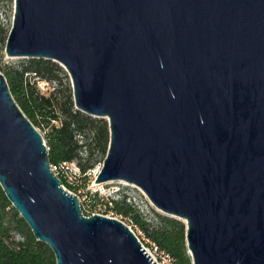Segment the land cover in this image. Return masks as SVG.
Segmentation results:
<instances>
[{"label":"water","instance_id":"water-1","mask_svg":"<svg viewBox=\"0 0 264 264\" xmlns=\"http://www.w3.org/2000/svg\"><path fill=\"white\" fill-rule=\"evenodd\" d=\"M5 53L66 68L76 108L109 121L95 183L183 220L193 264H264V0H15ZM0 185L56 264H156L83 214L1 72Z\"/></svg>","mask_w":264,"mask_h":264},{"label":"trees","instance_id":"trees-1","mask_svg":"<svg viewBox=\"0 0 264 264\" xmlns=\"http://www.w3.org/2000/svg\"><path fill=\"white\" fill-rule=\"evenodd\" d=\"M7 1L10 4L15 2V0ZM10 30L11 26H5L0 20V59L5 55ZM62 71V67L52 60L32 58L25 64L6 66L4 76L15 101L26 117L36 127H49L44 139L48 146L50 163L60 164L77 160L82 173H86L93 166L91 159L95 148L103 162L107 156L110 143L109 121L76 109L72 98L64 102L59 112L53 109L56 92H51L48 96L41 94L36 84L40 79H58ZM55 119L60 120V125L52 123ZM80 137L85 139L82 140ZM84 147L86 151H83ZM82 153L88 156L87 162L83 164L81 162ZM85 185L81 179L74 185H68V189L79 193ZM131 191H133L132 188L124 187L106 201L97 192L93 193L92 197L95 200L93 206L104 205L110 211L114 210L122 215L133 216L145 230L146 235L172 257L171 264H193L187 245L186 223L177 217L160 213L156 214V219L145 220L139 210L128 201ZM81 208L86 216L109 214L101 211L86 213L82 206ZM0 264H56L53 250L45 242L37 240L26 221L7 198L1 185Z\"/></svg>","mask_w":264,"mask_h":264},{"label":"rangeland","instance_id":"rangeland-1","mask_svg":"<svg viewBox=\"0 0 264 264\" xmlns=\"http://www.w3.org/2000/svg\"><path fill=\"white\" fill-rule=\"evenodd\" d=\"M13 14H14V2L13 4H10L7 0H3L0 2V20L4 23L5 26H12L13 21ZM5 53V51H4ZM29 58H12L8 57L5 53L4 57L0 59V72L4 74V68L9 65H21L25 64L26 61H28ZM59 66L62 67L63 71L59 75V78L53 79V80H38L37 81V89L41 94L49 95L51 92H56V96L53 99V109L57 112L61 110V106L64 104L65 101H68L72 98L73 103L75 105L74 101V95H73V87L71 82V77L66 70V68L57 61H54ZM76 108V106H75ZM77 109V108H76ZM55 125H60V120L55 119L52 121ZM40 132L45 136L46 133L49 131L48 126H40L37 127ZM80 139L84 140L80 137ZM88 146V145H87ZM94 155L91 159V163H93V166L87 170L86 173H82L81 179H83L84 183L86 184L84 188L80 189L81 192L79 193V199L81 206L84 208L86 213L94 212V211H101L103 213H109L108 215L110 217H121L123 221H125L128 224H131L136 226L138 229L142 230L145 233V230L142 229L140 224H138L134 217L131 215H122L117 213L114 210H109L104 205H96L93 206L95 203L94 198L92 197L93 193H98L100 197L105 199V201L111 197L117 194L118 190V183L115 181L96 184L95 178L97 176L96 172L98 171L99 167L103 165V160L100 159V154L98 150L95 148L93 150ZM83 158L81 159L82 164L87 162V155L81 154ZM79 162V161H78ZM80 166V164H79ZM81 168V166H80ZM82 171V168H81ZM86 179V180H85ZM128 187L132 188L133 191H131V194L128 196V201L132 203L138 210L139 213H141L142 217L147 220H153L156 219V214H165L161 210H159L152 201L140 190V188L135 187L134 185H129ZM167 215V214H166Z\"/></svg>","mask_w":264,"mask_h":264},{"label":"built area","instance_id":"built-area-1","mask_svg":"<svg viewBox=\"0 0 264 264\" xmlns=\"http://www.w3.org/2000/svg\"><path fill=\"white\" fill-rule=\"evenodd\" d=\"M85 148L86 147H84L83 151H86ZM82 154L86 155V153H82ZM50 167L52 171L55 173V175L61 180L63 187L68 191H70V193H74L79 197L80 191L78 193L68 189V185H74L81 181L82 171L79 166V162L77 160H74V161H65L60 164L50 163ZM102 167L103 165L99 167L98 171L96 172L97 175L100 173ZM116 182L118 183L117 191L122 190L124 187L129 186V184L123 181H116ZM116 218L123 221L121 217L116 216ZM123 222L126 225H128V227L134 232V234L137 236L138 240L140 241L143 249L150 255V257L155 261L156 264H171L172 257L168 253L163 251L156 242H154L150 237L146 235V233L138 229L136 226L133 227V225L128 224L125 221Z\"/></svg>","mask_w":264,"mask_h":264}]
</instances>
